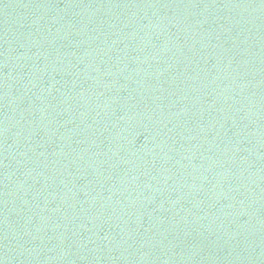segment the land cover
Returning <instances> with one entry per match:
<instances>
[{
  "label": "water",
  "instance_id": "obj_1",
  "mask_svg": "<svg viewBox=\"0 0 264 264\" xmlns=\"http://www.w3.org/2000/svg\"><path fill=\"white\" fill-rule=\"evenodd\" d=\"M0 264H264V0H0Z\"/></svg>",
  "mask_w": 264,
  "mask_h": 264
}]
</instances>
